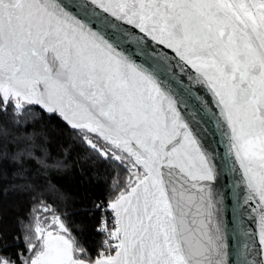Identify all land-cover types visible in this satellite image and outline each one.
Segmentation results:
<instances>
[{
    "label": "snow or ice",
    "instance_id": "snow-or-ice-1",
    "mask_svg": "<svg viewBox=\"0 0 264 264\" xmlns=\"http://www.w3.org/2000/svg\"><path fill=\"white\" fill-rule=\"evenodd\" d=\"M67 134L107 199L0 212V264H264V0H0V181Z\"/></svg>",
    "mask_w": 264,
    "mask_h": 264
},
{
    "label": "trees",
    "instance_id": "trees-1",
    "mask_svg": "<svg viewBox=\"0 0 264 264\" xmlns=\"http://www.w3.org/2000/svg\"><path fill=\"white\" fill-rule=\"evenodd\" d=\"M40 123H43V121ZM53 123H56V121H53ZM37 127H39V123ZM71 143L70 134L50 138L47 161L50 167L46 171L41 169L43 175H35L37 165L34 162H29L26 164L29 171L24 176L13 179L12 174L15 167L4 165L7 178L0 181V188H6L9 184L25 185L33 179L39 182V188L36 191L25 189L15 193L9 192L7 196L0 197V212L3 214V225L6 230L5 240L9 245V253L22 250L23 224L18 226L17 221L27 223L31 208L37 200L43 199L48 203L55 202L57 208L63 209L62 218L66 219L70 226H78L83 219V215L79 211L82 201L85 199L89 201H104L107 199L110 191L109 174L104 171L103 166L95 167L86 161L84 153L87 150L82 147L74 146L65 157L63 150ZM54 159H64L63 166H52ZM81 170L88 175L87 181L81 174ZM25 177H27V180ZM89 236L91 238L95 234L90 233ZM96 239H99V237H96Z\"/></svg>",
    "mask_w": 264,
    "mask_h": 264
}]
</instances>
